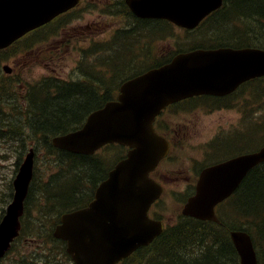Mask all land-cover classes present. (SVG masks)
<instances>
[{"label": "water", "instance_id": "water-1", "mask_svg": "<svg viewBox=\"0 0 264 264\" xmlns=\"http://www.w3.org/2000/svg\"><path fill=\"white\" fill-rule=\"evenodd\" d=\"M69 1L0 0V50L69 9ZM221 2L125 0L137 18L167 20L185 29H194ZM191 56L233 59H186ZM261 76V50L197 51L183 55L123 83L117 101L91 112L79 130L53 139L55 147L82 156L93 155L106 145L129 148L125 159L98 186L93 201L60 218L54 237L66 242L67 253L76 264H118L160 235L161 223L147 218L149 207L162 193L149 174L168 153V143L153 129L155 116L168 104L188 96L202 92L218 94ZM32 157L31 152L20 167L14 181L13 202L0 223V258L18 235V219L32 177ZM262 163L264 146L255 153L204 168L182 214L215 221L214 207L238 188L252 168ZM230 236L240 264H257L250 237L244 232H232Z\"/></svg>", "mask_w": 264, "mask_h": 264}, {"label": "rangeland", "instance_id": "rangeland-1", "mask_svg": "<svg viewBox=\"0 0 264 264\" xmlns=\"http://www.w3.org/2000/svg\"><path fill=\"white\" fill-rule=\"evenodd\" d=\"M108 5L111 6V1L81 0L74 10L57 17L6 52L9 60L3 62L2 66L8 65L12 72L6 75L5 80L10 86L18 88L19 93L12 92L8 97L9 113L5 117L12 126L8 129L3 128L0 137V217L11 201L12 180L30 149L34 153V175L31 200L22 218V236L17 239L13 249L0 264H23L31 261L41 264H69L57 248L58 243L51 241V234L58 218L54 211L55 205L52 201L42 200L40 195L45 181L51 179V174H60L59 179H56L60 182L47 192L50 198L72 194L78 190L87 191L89 184L86 181H77L65 165L54 164L59 155L55 150L48 152L45 145L51 143V139H43L40 135H32L29 132L17 100L19 96H24L29 85L45 78L59 77L72 81L80 79L83 74L90 78L96 76L94 73L98 72V68L94 50L99 54L96 45L100 44L101 47L103 43H110L116 29L125 25L122 18L124 16L105 11ZM161 28L170 36L156 38L154 32L142 31L139 36L140 44L132 43L131 50H126L125 41L122 42L121 46L124 49H118L116 54L123 59L116 58L112 64L133 63L140 71L151 60L148 58L152 51L157 58L167 57L178 45L182 46V42L173 40L177 39L175 37L183 36V39L193 41L201 40L210 33L209 25L190 34L173 25L170 27L161 24ZM258 30L257 22L239 20L230 23L225 31L245 33L249 41L248 33L252 31V35L258 37ZM92 32L95 34L94 43L91 42ZM142 42L151 43V46L146 51L142 49L143 56L139 59V45L141 47ZM28 45V49H25ZM110 53L111 49L98 59L104 66L102 70L107 69V73L110 65L106 66V62L110 58ZM104 56L106 58H103ZM79 68L82 69L81 72ZM240 98L244 106L238 112L219 110L206 105L198 107V104L203 102H196V106L191 104L176 106L170 112L169 125L176 139L171 140L174 150L158 167L164 173L161 180L164 191L156 204L159 215L164 216L166 222L171 224L179 222L183 204L188 196L187 191L192 189L191 183L196 182L197 174L203 167L216 162L215 160L211 162L212 155L216 154V160L222 158L231 149L234 137L244 145L243 148L248 147L247 143H259L264 140V126L256 128V124H260L264 119V79H260L253 89L247 87L246 95ZM13 108L14 110L10 112ZM245 110L247 112L243 113ZM104 151L100 159L102 156L105 157L102 162L109 167L117 152ZM65 203H62V206ZM63 211L60 208L57 212ZM235 220L240 219L231 214L229 223Z\"/></svg>", "mask_w": 264, "mask_h": 264}, {"label": "trees", "instance_id": "trees-1", "mask_svg": "<svg viewBox=\"0 0 264 264\" xmlns=\"http://www.w3.org/2000/svg\"><path fill=\"white\" fill-rule=\"evenodd\" d=\"M105 11L124 16L128 20L131 19L124 0H111V6H106ZM239 20L257 22L258 37L252 35V31L248 33L249 41L246 39V34L239 38L229 36L225 31L226 27ZM130 24L132 30L118 31L115 37L125 36L126 39H133L138 33V28L141 31L154 32V36L160 38L161 33L164 32V28L160 29V25H167L166 22L140 19L132 21ZM135 25L136 27H134ZM210 35L212 38L219 39L235 41L239 39L245 43H252L256 40L258 45H262L264 48V0H225L223 8L210 23ZM207 41L208 39L203 40V42ZM104 47L108 48V45L106 44ZM7 51L0 52V137L3 128L8 129L12 126L7 121L8 118L5 117L9 113L10 99L8 97L12 92L19 93L18 88L6 83V75L1 69L2 63L7 60ZM95 63L98 72L94 73L96 76L93 78L83 74L79 81L46 79L28 87L24 96L18 98L17 102L21 105L20 110L25 117V125L32 134H39L43 139H52L55 136L75 131L81 127L87 114L100 108L115 96L124 71L112 70V73H106V70H102L104 67L102 63L98 61ZM78 70L82 71L81 68ZM132 76L130 74L128 78ZM13 110L14 108L10 112ZM47 145L50 152L55 150L59 155L54 164L65 165L77 181L86 179L93 182L86 202L79 205L87 191L78 190L72 194L48 197L47 192L50 188L58 186L60 182V180L56 181L60 174H51V179L44 183L40 196L42 200L53 202L54 211L58 215V223L62 213L86 206L93 197L96 183L105 179L108 168L104 173L100 172L104 160L103 156L100 159L101 153L104 150L117 151L118 154L116 153L110 170L126 151L124 147L108 145L92 156H78L55 149L50 142ZM32 187L33 182L30 184L25 202L26 211L31 200ZM193 191L191 189L187 193L191 195ZM64 202L66 204L62 206ZM225 204H227V208L222 209ZM60 208L64 211L59 213L57 211ZM231 214L240 220L228 223ZM216 215L219 220L218 224L180 217L175 226L167 228L151 245L139 249L130 258L119 264H239L238 256L229 238V231L232 230H242L250 234L256 249L258 264H264V163L256 166L247 174L237 191L219 205ZM51 241L55 242L56 240L52 237ZM12 247H14V243Z\"/></svg>", "mask_w": 264, "mask_h": 264}, {"label": "flooded vegetation", "instance_id": "flooded-vegetation-1", "mask_svg": "<svg viewBox=\"0 0 264 264\" xmlns=\"http://www.w3.org/2000/svg\"><path fill=\"white\" fill-rule=\"evenodd\" d=\"M91 34L93 38L95 35L93 32ZM207 48H208L207 50H214L219 48H233V47H228L226 45H219V46H209ZM234 49H241V48H234ZM52 58L53 56L51 55L50 59ZM171 59H169L168 62ZM253 82H256V79L241 84L234 91L228 94H224V95L202 94L185 99L173 105H169L160 113L159 116L156 117L154 121V128L161 136L168 139V141L172 138H176L173 129L169 125L168 117L170 115V112L173 110V107L185 105V104H191L192 106H196V102H203V104H198V107H203V105H206L208 107H215L219 110L234 111V112L241 111L242 107L244 106V102L241 100L240 95L243 89L250 84L252 85ZM172 150L173 147L170 144V153L172 152ZM163 177H164V173H162L159 169H156L152 173V178L155 181H159ZM149 215L152 218H156V211L151 209Z\"/></svg>", "mask_w": 264, "mask_h": 264}, {"label": "bare ground", "instance_id": "bare-ground-1", "mask_svg": "<svg viewBox=\"0 0 264 264\" xmlns=\"http://www.w3.org/2000/svg\"><path fill=\"white\" fill-rule=\"evenodd\" d=\"M87 98H88V97H87ZM91 103H92V101H91ZM95 103H96V102H95ZM97 103H98V102H97ZM102 104H103V103H102ZM98 105H99V104H98ZM101 107H102V105H101ZM17 138H18V137H17ZM17 138H16V139H17ZM194 144H195V143H194ZM196 144H197V143H196Z\"/></svg>", "mask_w": 264, "mask_h": 264}]
</instances>
